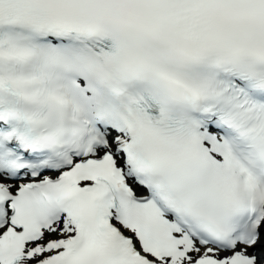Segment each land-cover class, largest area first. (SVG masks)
Here are the masks:
<instances>
[{"label": "snow or ice", "instance_id": "obj_1", "mask_svg": "<svg viewBox=\"0 0 264 264\" xmlns=\"http://www.w3.org/2000/svg\"><path fill=\"white\" fill-rule=\"evenodd\" d=\"M0 264H264V0H0Z\"/></svg>", "mask_w": 264, "mask_h": 264}]
</instances>
